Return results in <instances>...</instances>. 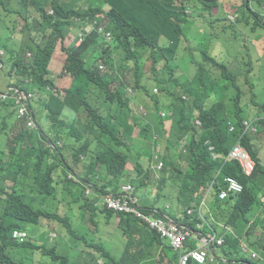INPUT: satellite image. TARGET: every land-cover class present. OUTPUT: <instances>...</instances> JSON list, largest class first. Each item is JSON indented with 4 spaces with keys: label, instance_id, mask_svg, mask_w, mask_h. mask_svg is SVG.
<instances>
[{
    "label": "clouds",
    "instance_id": "obj_1",
    "mask_svg": "<svg viewBox=\"0 0 264 264\" xmlns=\"http://www.w3.org/2000/svg\"><path fill=\"white\" fill-rule=\"evenodd\" d=\"M167 1L174 8L160 2L163 14L136 12L133 22L114 15L109 31L112 7L90 22L93 0H0V174L28 173L23 187L34 192L31 218L21 214L11 231L12 260L0 254V264L264 263V175L255 157L242 137L219 152L215 135L228 126L232 135L233 122L202 134L199 113L189 122L178 112L186 106H172L164 92H181L191 78L203 95L211 90L208 109L244 111L264 166V0ZM145 20L163 32L151 35ZM71 21L84 27L65 40L39 34ZM97 34L103 46L69 64ZM35 40L51 47L47 60H35ZM90 79L101 86L96 95ZM174 117L187 128H174ZM27 150L29 164L15 167L10 155ZM71 152L80 160L67 174L50 173L45 197L33 165ZM228 165L246 185L226 175Z\"/></svg>",
    "mask_w": 264,
    "mask_h": 264
},
{
    "label": "trees",
    "instance_id": "obj_2",
    "mask_svg": "<svg viewBox=\"0 0 264 264\" xmlns=\"http://www.w3.org/2000/svg\"><path fill=\"white\" fill-rule=\"evenodd\" d=\"M140 1L139 4V10L135 11L133 9L134 3ZM93 0L91 11H90V18L89 21L93 22L95 18H97L99 15H102L104 11L107 8H111V13L108 17V19L104 22L106 23L107 30L112 31L114 27L117 26L114 15H122L123 18L121 19V22H126L127 18H132V22L134 18L136 17V12L138 14V18L140 19L141 16H145L152 11L155 12L157 15L163 14V8L160 5V2L163 3L164 10L169 11L170 8H174L173 3L167 0ZM124 3L123 4V10H120L114 6H116L118 3ZM129 4V5H127ZM67 9H62V12L64 14H67ZM23 14H27V12H24ZM181 13H179L180 15ZM175 17H178V13H176ZM62 18L63 15H62ZM145 23L147 25V28L149 30V33L151 35H158L160 32H163L159 29L156 25L149 22V20H145ZM83 23H74L73 21L65 23V26H63L60 22L55 23L51 27H46V31L39 32V34H42L44 37H48L49 35L56 41L57 38H62L65 40L73 31L81 30L83 29ZM87 25H85V28ZM168 27L171 29V22L170 19H168ZM84 28V29H85ZM38 40H35V47L34 49L37 50V52L40 53V55H35V60L38 58H41L43 60H47L49 58L50 52H52V49L50 46H47L46 48L42 49L41 46L36 45ZM103 38L101 35L97 34L93 37L89 36V38L85 41L84 45L79 49L81 52V56H73V58L69 61V64H73L76 60L83 57L87 53H90L92 51H96V47H102L103 44ZM95 44V45H94ZM187 84L182 85V91L181 92H175L172 93L169 90H164L167 96V100L171 103V105H175V103H181L186 106L187 109H178V112L181 116L185 117L189 122H193V118L195 116V113L198 112L199 116L198 119L202 122V134H210L211 130L213 129L215 133L221 134L223 132V127L225 122L232 121V127H233V134H230V126H228L224 132L223 135L215 137L219 140V147L218 151L223 153H228L230 148L224 149L223 144L226 145L230 141L234 142L235 137H242V139L245 140L244 144L249 149L251 154L255 157L258 167L257 170L261 174V176L264 175V166L261 164V161L259 159V148H257L255 145L252 144L251 139L252 135L249 132L245 131V121L251 120L250 117L244 118L241 114V111L238 110L237 112L233 109H226V107L222 106V109L219 107H214L213 109H208V102L211 97V90H207L206 94L203 95L201 92L200 86L195 82V80H192L191 78L187 79ZM89 85L91 86V94L96 95L99 92H101V86L97 83H93V81L89 80ZM163 92V89H162ZM183 94L186 95L189 99V101L185 102L182 100ZM190 103H192V106ZM207 109L211 112L207 111ZM200 111V112H199ZM224 111L227 115L226 118L220 119L218 117V113ZM201 113V116H200ZM212 113H215L213 116ZM255 117H258V115H255ZM254 117V118H255ZM187 120H176L174 128H178L183 130L184 127H182L185 124V127L188 126ZM161 124V123H160ZM264 125V122H263ZM162 128V124H161ZM259 132L263 133V130L259 128ZM33 154L30 150L25 151L23 155H10V160L15 162L14 166L18 167L19 163H27L29 164V160L32 158ZM188 158V157H185ZM80 158L75 154V152H71L69 156H65L64 159H62L59 155L53 156V160L51 164L42 166L39 168V165L35 163L33 167L38 168L37 173L35 176L32 177V181H34L36 178L38 180V191L45 194V197L50 193L47 191V183L46 181H49V175L53 171H59L61 173L67 174L68 172H71L72 169L75 168V165H77ZM91 169L94 168V166H90ZM23 169H25L23 167ZM46 170V171H45ZM25 171V170H23ZM45 171V172H44ZM44 172L42 176H38L39 173ZM225 173L227 176H234L237 178H240L243 184H247V178L242 176L240 173V170L233 166L228 165L225 167ZM28 173H24L22 175V180L15 178V174H12L13 179L7 176H4L0 174V209L5 212L4 217L2 218V222L0 223V242H3L2 245H0L1 250V256L3 258H6L8 261H11V255L12 253H7V250H13V243H12V233L16 228H21L20 222L18 220L21 217V214L29 220L32 216V209L27 203L29 200H32L34 192H28L30 185L28 187H23L25 176H27ZM238 213H233L232 216H237ZM58 218V214L54 215V219Z\"/></svg>",
    "mask_w": 264,
    "mask_h": 264
},
{
    "label": "rangeland",
    "instance_id": "obj_3",
    "mask_svg": "<svg viewBox=\"0 0 264 264\" xmlns=\"http://www.w3.org/2000/svg\"><path fill=\"white\" fill-rule=\"evenodd\" d=\"M199 29H201V28L199 27ZM197 41H198V43L203 44V45H206V44H207V42H206V40L204 39V37H199V38H197ZM227 41H228V39L225 38V42H227ZM147 118H148V119H151V116L149 115V116H147ZM175 118H176V117L172 118L171 121H172V122H175ZM190 140H191V137H188L187 141L189 142ZM263 155H264V152H263ZM261 222H262L261 219H259V220L257 221V224H258L257 226H258V228H259L260 225L262 224ZM254 232H255V230H254ZM251 249L254 250V252H256L258 255L261 254V249H260L258 246L253 245ZM262 264H264V263H262Z\"/></svg>",
    "mask_w": 264,
    "mask_h": 264
}]
</instances>
